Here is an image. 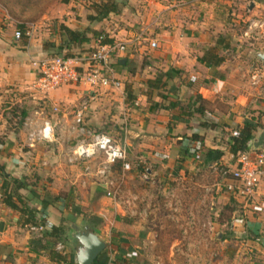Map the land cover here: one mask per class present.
Instances as JSON below:
<instances>
[{
	"label": "crops",
	"instance_id": "obj_1",
	"mask_svg": "<svg viewBox=\"0 0 264 264\" xmlns=\"http://www.w3.org/2000/svg\"><path fill=\"white\" fill-rule=\"evenodd\" d=\"M124 1L126 6L122 14H125V25L118 27L116 32L105 29L114 41L125 43L111 59L114 76L120 81L118 88L92 90L65 84L49 92L44 98L46 101L39 102L41 98L32 87L37 74L30 60L43 52L36 54L35 45L30 50L27 44H16L11 33L0 34V164L4 165L7 174L20 179L25 175L29 177V171L35 169L32 165L38 166V160H43V171L47 177H38L35 184L28 179V187L19 193L31 207L36 208V217L44 218L47 225L63 224L67 237L72 224H90L106 243L93 264L148 262L147 254L139 256L141 261L135 254L159 250L161 247L156 237L164 234L166 219L171 217L175 220L179 215L177 212L167 217L162 210L168 202L167 193L173 189L169 182H180L193 169L212 168L216 164L234 167L235 159L231 160L233 156L224 145L230 131L238 130L246 121L257 124L254 138L259 129L264 130V64L256 57L257 52H264V29L251 37L256 49L244 46V50L232 56L233 67L227 68V50L221 49L217 52L220 51L219 54L226 59L213 67L200 61L203 52L213 47L215 38L228 37L231 45L234 40L228 35L216 36L211 29L217 23L219 27L223 24L219 17L221 7L215 0ZM233 2L237 5L236 0ZM245 5L248 20L264 22V0H247ZM64 6L60 23L73 29L86 24L88 9L81 17L74 0L66 1ZM189 6L193 7L192 12L198 10L202 20H180L179 13L185 12ZM167 11L174 17L170 23L160 20ZM205 13L209 18H204ZM140 28L157 31L155 36L162 43L159 50L151 49L147 53V48L126 44L132 41L135 31ZM243 32L241 38L246 39ZM182 42L185 48L180 47ZM93 43L91 41L90 46ZM197 46H200V52L195 49ZM158 75L162 84L159 88L150 89L146 82ZM255 77L257 83L254 82ZM241 89H245L247 96L239 93ZM228 93L232 97L226 96ZM28 96L33 100L27 99ZM257 99L260 101L256 102ZM7 102L12 106L20 103L19 112L24 117L16 116L9 121L10 112L5 113L6 117L3 115L10 109V106L3 108ZM34 104L33 108L39 110L29 111ZM82 104L86 106L83 124L87 132L94 136L109 134L127 151L130 171H123L117 163L111 166L108 174L115 180L124 177L122 187L128 196L123 203L109 197L97 198L98 189L105 190L104 180L96 173L102 156L98 154L89 160L71 161L76 145L83 140L90 141L86 139L87 135L81 134L74 121V113ZM55 105L59 107L57 112L52 111ZM197 107L202 112L196 111ZM255 110H260L262 115L259 117ZM42 119L49 120L53 131L55 128L53 140L38 143L37 150H29L28 131L40 128ZM143 172L147 176L139 181ZM1 192L0 178V264H76L74 253L68 248L65 247V262L53 260L44 238L34 236L29 228L25 234L18 233V229L23 231L27 227L20 223L17 211L2 203ZM173 192L179 193L178 189H173ZM137 197L141 202L136 209L133 200ZM229 197L226 193L219 194L215 203L225 205ZM103 198H106L104 202ZM255 199L256 204L263 206L261 212L245 209L238 202L240 213L237 214V210L232 213L230 233L235 239L234 251L230 260L224 256L221 260L224 264H264V174ZM186 200L188 206L190 201ZM97 221L105 225L97 227ZM183 226L182 231L189 232L188 226ZM190 231V237L184 241L189 248L205 244L192 241L194 230L191 228ZM222 242L226 243L227 239L223 238Z\"/></svg>",
	"mask_w": 264,
	"mask_h": 264
},
{
	"label": "rangeland",
	"instance_id": "obj_2",
	"mask_svg": "<svg viewBox=\"0 0 264 264\" xmlns=\"http://www.w3.org/2000/svg\"><path fill=\"white\" fill-rule=\"evenodd\" d=\"M91 2L94 1L74 0V5L76 6L75 8L76 9L79 8L80 10L79 12L82 13L81 17L84 16L86 10L89 8V6H91ZM214 2L221 7L220 8L221 15L219 14V17L222 19L221 21L223 24L221 27H219L218 23L216 22L217 24H215L211 28L212 31L216 34V36L228 35L230 36L229 38H231V40H233L234 38L233 45H231L229 40L227 41V39H225L227 43H230L231 45L230 48L225 53L226 56L228 57L227 59H229L227 68H230L231 66L233 67L235 64V63L231 64L234 61L232 56L236 52H240L244 50V46L247 48L256 49L255 48L256 43L255 41H252L251 38H246V39L241 38L242 32L246 28L247 20L249 19V14L247 13L245 7L247 0H236L235 4L237 5H234L233 0H215ZM64 3H66V0H0V34L11 33V36L13 38L14 30L16 28H19V26H23L25 32L28 31L30 32V34L25 35L26 36L25 40L24 39L21 41L15 40L16 44L21 46L22 42H25V45L26 44L29 45L28 48L35 45L36 46L35 51L37 50L36 54H40V52L42 51L41 50L42 40L45 39L46 40L49 39L50 41L53 40L51 34L54 33V26L59 24L62 19L60 18V15L62 12V8L66 7L64 6ZM192 10L193 7L189 6V8H187L185 12L181 11L182 14L181 12L179 13L180 20H183L182 18H190L191 20H198L199 18L202 20L203 17L202 18L199 17L198 10L195 12H192ZM187 14L188 17H186ZM57 15L58 17H55ZM206 17H208V15H206L205 13L204 18ZM124 18H125V14H122V16L111 15V17H109L107 21L103 23L102 27H104V30L105 29L109 30V32H116L118 30L117 29L118 27H122L125 25ZM171 19H174V17L172 16V12L167 11L164 17L161 18L160 20L164 23L167 20V22L170 23ZM182 24L185 27H187L185 21H182ZM166 29H168V27H166ZM156 32L157 31L154 32L151 28L150 29L140 28L135 31L132 41L130 43L126 42V44H133L134 45L133 47L136 48H142V49L147 48V51L145 50V52L147 53L151 49H154L155 51L159 50V47L161 46L162 43L160 42L159 37L155 36ZM140 34L143 36V40L137 41L136 38ZM237 39L240 41H237ZM115 42L121 45L125 44L122 41H115ZM152 42L156 43V46L152 47L150 45ZM212 42H214V40ZM200 46L199 48L198 46L195 48L196 50L199 49L198 52H200L201 50ZM180 47L185 48L186 47L185 43L182 42ZM218 53H220V51ZM42 56L48 57V54L43 53L41 56L38 57L34 56V57L39 58ZM30 64L32 66L31 60H30ZM249 79L252 80L250 76ZM239 93L246 95L245 89H241ZM41 96L40 95L38 96L39 98H41L39 102L46 101V99L42 98L43 96L42 97ZM226 96L232 97L231 93H228V95ZM259 97L261 96L259 95ZM27 99L33 100V98L30 96H28ZM23 101L26 102V100ZM258 101H260V99H257L256 102ZM19 104L20 103L14 104L13 106L9 102L3 104V108L6 106L7 107L10 106V109L5 110L3 113V115L6 117L5 113L10 112L9 121L13 120L16 116H22V114L19 112V110H21ZM34 106L35 104L31 105V107H29V111L34 109L39 110V108H33ZM256 110L255 112H257L260 117V115H262V112L260 110L258 111ZM0 111H2V108ZM52 111L55 112L54 110ZM43 120L44 119L41 120V123H43ZM24 128L26 127L24 126ZM234 130L235 129L230 131V135H232V132ZM54 134H55V128H54ZM41 142L43 141H35L32 146H29L27 143V145L29 146L28 149L33 148L37 150L38 143ZM33 153L35 154V152ZM234 159L235 158L231 160ZM75 162H81V161H75ZM37 163L38 166L36 164L32 165L35 169L29 171L28 174L29 177H27L26 175L24 177L23 176L21 177L22 179L25 180L26 183H28V179H29L30 182L35 184L36 181L34 180L38 179V177L41 178V176H43L44 179L47 177V175H45L43 171L44 170L43 168L45 167V165H43V160L39 159ZM231 168L233 167L231 166L225 167V165L216 164L212 168L202 167L196 170L193 169L190 173H187V176L181 179L180 182L178 183L175 181H172V183L169 182V184L173 185V189L175 191L178 189L179 193L177 194L176 192L172 193L173 189L171 190V192L167 193L168 202L166 203L165 207L162 206V210L165 211L164 215L167 217H169L171 213L175 214L178 212L179 213L178 218H175V220H172L171 217L166 219L165 223L167 222L169 225H167L166 223L164 234H161L156 237L157 241H159L160 243L161 248L159 250L157 249L147 252L144 250L138 254H135V256L138 257V260H140L139 256L142 257L145 256L146 254L149 256L148 260L144 259L148 261L146 262L147 264H149L150 262H153V264H219L221 260L224 259V256H227V259L230 260L231 254H233L232 252L234 251L233 244L235 243L234 242L235 239L232 238L233 235H231L230 233L231 216L235 210H237V214L240 213L238 211V206H239L238 202L240 201L238 199L236 201L234 199L233 201L232 199H230L231 196L229 197L227 195V192L224 191V188L222 186L223 179L221 176V170L231 169ZM146 176L147 174L143 172V178L141 177L142 179H139V181L144 180ZM112 178L115 179L114 177ZM122 184L123 182L120 185L119 193L117 194L115 199H118L120 202L123 203L126 201L127 199L126 197L128 196V194L126 190H124V188L122 187ZM176 184L178 185L174 186ZM225 193L226 196L229 197L227 199L228 201H226L227 203H225V205L223 203L216 204L215 201L217 196L219 194L225 195ZM100 197H107L105 194V190L104 189L102 190L101 188L98 189L97 192V198ZM187 198L188 201H190L188 206L185 204ZM103 199L104 200L102 201L104 202L106 198ZM102 201L100 203L105 206L106 204L103 203ZM254 201H256V199H254ZM133 202L135 203L137 209L141 201L139 202V199L137 197L134 198ZM189 206L191 209H189ZM175 208H178V210L176 211ZM208 213L210 214L209 216H207ZM136 216H138V213H136ZM103 225H105V223H101V221L99 222L97 221L96 224L97 227L102 228ZM183 225L188 226L189 232L185 233L182 231L184 230ZM208 227H210L211 229ZM28 228L29 227H27V230L23 229V231H21V229H18L17 232L25 234L27 233ZM191 228L192 230H194L192 241L194 240H196V242L203 241V243L205 244L200 245V243L199 244L196 243L198 245H196L194 248H192V246L191 248L188 247L187 243H185L184 241H186L190 237L189 233L192 232L190 231ZM209 232L210 233L213 232L212 235L207 234ZM220 234H222L223 238L227 239L226 243L222 242L223 238L219 237ZM60 242L63 243L66 248H68L73 252V249L68 242V237H67V241H60ZM227 261L228 260H226V262ZM222 264H224V261Z\"/></svg>",
	"mask_w": 264,
	"mask_h": 264
},
{
	"label": "built area",
	"instance_id": "obj_3",
	"mask_svg": "<svg viewBox=\"0 0 264 264\" xmlns=\"http://www.w3.org/2000/svg\"><path fill=\"white\" fill-rule=\"evenodd\" d=\"M21 25V24H20ZM264 29V22L255 19L247 21L243 37L251 38L257 31ZM28 31L25 35H28ZM22 36L20 28L14 30V38ZM137 41L143 40L140 34ZM152 47L156 43L150 44ZM121 44L114 41L113 44H102L97 46L91 53L83 56H52L31 59L32 66L36 70V80L32 84L34 93L42 98H47L49 92L65 84L84 86L92 90L99 88H118L120 81L114 76L111 67V59L121 48ZM257 82V78H254ZM85 104H82L74 113V121L81 132L87 135L86 139L76 145L72 151L71 161L89 160L96 155L102 156V162L97 170V176L104 180L105 194L111 199H115L119 193V188L123 177L115 180L109 177L111 166L120 163L123 171H130L131 166L127 151L106 133L90 134L83 124ZM57 112L59 107L53 106ZM238 134L235 129L232 135ZM54 137L53 126L49 120H44L43 125L38 129H33L27 134V143L32 146L35 141L51 142ZM88 170V168H86ZM264 174V146L259 150H249L240 153L235 158V166L231 169H222L223 188L233 199L239 200L243 208H250L253 212H261L263 206L254 202L256 190L262 175ZM29 230L38 238H43L44 226L30 225ZM65 245L56 242L54 250L65 255Z\"/></svg>",
	"mask_w": 264,
	"mask_h": 264
},
{
	"label": "trees",
	"instance_id": "obj_4",
	"mask_svg": "<svg viewBox=\"0 0 264 264\" xmlns=\"http://www.w3.org/2000/svg\"><path fill=\"white\" fill-rule=\"evenodd\" d=\"M67 1V0H66ZM126 1L124 0H98L91 2L85 20V25H80L78 28H70L64 23H59L54 26V33L51 34L52 41L49 39L42 40L41 50L48 54V57L64 55V56H83L91 53L97 46L102 44H113L114 40L109 37L108 33L103 29V23L107 21L110 15L119 16L122 14ZM99 27V28H97ZM22 31V36L16 41L25 40V29L19 26ZM225 38H215L214 46L205 50L200 57V61L204 64L216 67L222 64L226 57L220 55L217 50H228L230 43H227ZM91 41H94L90 46ZM25 44V42H22ZM46 57V56H45ZM161 76L158 75L152 80H148L146 85L150 89L159 88L161 83ZM198 99H201L198 96ZM200 111V108H195ZM24 114H22V118ZM257 130V124L252 121H246L238 129V134L227 136V141L224 143L228 152L236 158L240 153L248 151V144ZM0 178H1V198L2 203L20 214V223L23 226L30 225L44 226L42 236L45 240V247L48 248L50 258L57 261H66V256L57 253L54 249L56 242L67 241V229L61 224L59 226L47 225L44 218L36 217L37 210L31 207L27 200L20 195L19 191L28 187V184L22 178H14L7 174L4 165L0 164ZM43 206L46 202L43 201ZM48 228V229H47ZM96 261V260H95ZM95 261L93 263H95Z\"/></svg>",
	"mask_w": 264,
	"mask_h": 264
},
{
	"label": "water",
	"instance_id": "obj_5",
	"mask_svg": "<svg viewBox=\"0 0 264 264\" xmlns=\"http://www.w3.org/2000/svg\"><path fill=\"white\" fill-rule=\"evenodd\" d=\"M253 7L251 4L250 8ZM256 57L264 64V52L259 51ZM122 62V60H120ZM264 146V130L259 129L257 136L250 140L249 150H259ZM68 234V242L73 249L76 264H93L97 256L105 249V241L94 231V228L86 223L82 226L71 225Z\"/></svg>",
	"mask_w": 264,
	"mask_h": 264
}]
</instances>
